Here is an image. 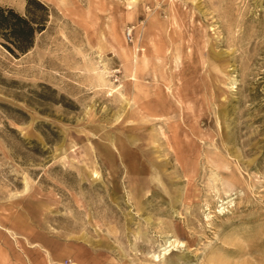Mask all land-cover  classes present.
I'll list each match as a JSON object with an SVG mask.
<instances>
[{
	"label": "rangeland",
	"instance_id": "obj_1",
	"mask_svg": "<svg viewBox=\"0 0 264 264\" xmlns=\"http://www.w3.org/2000/svg\"><path fill=\"white\" fill-rule=\"evenodd\" d=\"M40 1L0 37V264H264V0Z\"/></svg>",
	"mask_w": 264,
	"mask_h": 264
},
{
	"label": "trees",
	"instance_id": "obj_2",
	"mask_svg": "<svg viewBox=\"0 0 264 264\" xmlns=\"http://www.w3.org/2000/svg\"><path fill=\"white\" fill-rule=\"evenodd\" d=\"M48 7L40 0H29L26 13L0 4V37L12 53H26L48 21Z\"/></svg>",
	"mask_w": 264,
	"mask_h": 264
},
{
	"label": "built area",
	"instance_id": "obj_3",
	"mask_svg": "<svg viewBox=\"0 0 264 264\" xmlns=\"http://www.w3.org/2000/svg\"><path fill=\"white\" fill-rule=\"evenodd\" d=\"M132 32H133V30H132V29H129V31H128V36H129L130 38H132Z\"/></svg>",
	"mask_w": 264,
	"mask_h": 264
},
{
	"label": "bare ground",
	"instance_id": "obj_4",
	"mask_svg": "<svg viewBox=\"0 0 264 264\" xmlns=\"http://www.w3.org/2000/svg\"><path fill=\"white\" fill-rule=\"evenodd\" d=\"M137 45V44H136ZM136 59V58H135ZM144 61V60H143ZM136 67V66H135ZM170 245H171V243H170Z\"/></svg>",
	"mask_w": 264,
	"mask_h": 264
}]
</instances>
